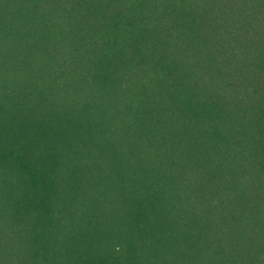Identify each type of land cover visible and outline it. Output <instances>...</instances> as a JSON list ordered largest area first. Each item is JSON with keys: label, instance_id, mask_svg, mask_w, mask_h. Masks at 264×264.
Returning <instances> with one entry per match:
<instances>
[{"label": "trees", "instance_id": "obj_1", "mask_svg": "<svg viewBox=\"0 0 264 264\" xmlns=\"http://www.w3.org/2000/svg\"><path fill=\"white\" fill-rule=\"evenodd\" d=\"M0 264H264V0H0Z\"/></svg>", "mask_w": 264, "mask_h": 264}]
</instances>
